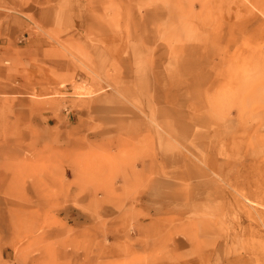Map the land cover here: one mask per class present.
Returning <instances> with one entry per match:
<instances>
[{
    "label": "rangeland",
    "instance_id": "obj_1",
    "mask_svg": "<svg viewBox=\"0 0 264 264\" xmlns=\"http://www.w3.org/2000/svg\"><path fill=\"white\" fill-rule=\"evenodd\" d=\"M190 1L0 0V264H264V0Z\"/></svg>",
    "mask_w": 264,
    "mask_h": 264
},
{
    "label": "bare ground",
    "instance_id": "obj_2",
    "mask_svg": "<svg viewBox=\"0 0 264 264\" xmlns=\"http://www.w3.org/2000/svg\"><path fill=\"white\" fill-rule=\"evenodd\" d=\"M142 2H144V4L146 6H150L148 7L147 9H145V12L143 14V18L145 20H143V24H147L148 22H150L151 20H153V22L155 23L156 22V19L159 20L160 18V13L159 11L162 10L163 12H166L168 13L169 12V17L171 19H173L175 17V13L178 9V6L185 0H141ZM194 1L196 0H191L190 1V6L191 7H194L195 5H197L196 3H194ZM198 1V0H197ZM236 1L237 0H209V2L206 4V8H210V9H216V10H226L228 12V14H233V15H236L235 13H237V11L231 7H229L228 9H223V5L225 2H228L227 4H230V2H234L236 4ZM158 2H166V6L164 7H158ZM241 4L243 6V10L245 12H250V14H252V8H254L255 10H258L259 8V3H258V0H241ZM200 7L203 9L205 8V6L203 4H199ZM166 10V11H164ZM161 11V12H162ZM261 15L264 16V12L260 11ZM145 22V23H144ZM174 27H175V24L174 23H171L169 28L172 30L173 32V35H174ZM187 37V36H186ZM185 36H182L180 39L184 42L183 44H186V43H191L190 42V39L188 37V39L186 38ZM171 38L168 37L167 40H170ZM182 44V45H183ZM76 170V169H75ZM2 180L0 181V187H3L4 184L6 183V185L4 186L5 189H9L10 187H19V188H23V189H26L28 188V186L24 183H14V175L13 173L10 171V169L8 170L7 173H5L4 176H2ZM4 183V184H3ZM3 187V189H4ZM2 189V190H3ZM21 210V209H19ZM7 213L10 215V211L7 210L5 212V219H7L8 221H10L13 225V228L15 226V230L16 232L18 233L20 231V229H17V226H20L21 222L19 220H15L14 218H10L8 219L7 218ZM8 226V224H7ZM50 235H52V232L49 233ZM64 248H65V245H64Z\"/></svg>",
    "mask_w": 264,
    "mask_h": 264
},
{
    "label": "crops",
    "instance_id": "obj_3",
    "mask_svg": "<svg viewBox=\"0 0 264 264\" xmlns=\"http://www.w3.org/2000/svg\"><path fill=\"white\" fill-rule=\"evenodd\" d=\"M55 1H58V2H61V1H68V2H73L74 0H55ZM6 32V31H5ZM4 32H1L0 31V34L2 35ZM7 34H8V31H7Z\"/></svg>",
    "mask_w": 264,
    "mask_h": 264
}]
</instances>
